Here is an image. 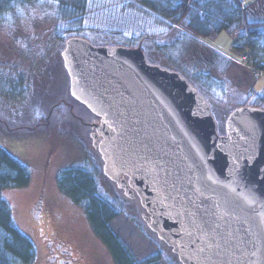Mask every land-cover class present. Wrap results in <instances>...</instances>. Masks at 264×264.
Returning a JSON list of instances; mask_svg holds the SVG:
<instances>
[{
	"label": "water",
	"instance_id": "1",
	"mask_svg": "<svg viewBox=\"0 0 264 264\" xmlns=\"http://www.w3.org/2000/svg\"><path fill=\"white\" fill-rule=\"evenodd\" d=\"M71 95L97 118L103 173L182 264H264V108L211 103L140 46L82 36L61 51Z\"/></svg>",
	"mask_w": 264,
	"mask_h": 264
},
{
	"label": "rangeland",
	"instance_id": "2",
	"mask_svg": "<svg viewBox=\"0 0 264 264\" xmlns=\"http://www.w3.org/2000/svg\"><path fill=\"white\" fill-rule=\"evenodd\" d=\"M242 1L247 6L253 0ZM94 3L87 11L85 27L97 43H118L115 41L123 38L116 32L121 30L125 34L132 32L138 42L147 43L151 39L158 44L155 38L162 37L159 43L167 48L164 42L172 40L176 32L170 33L179 28L167 25L161 17L142 8L138 0H94ZM48 13H53L52 16L56 13L54 5L42 1L0 21V143L19 156L25 153L32 175L28 186L6 189L3 196L16 223L36 246L33 264H46L44 238L54 234L71 248L78 264H115L106 245L94 234L83 208L59 189V171L74 165L90 170L99 192L121 211L112 226L135 256L142 259L161 252L163 261L171 264L174 252L146 224L139 198L126 197L106 177L99 150L93 146L90 126L75 117L81 114L90 121L93 116L75 101L63 99L66 93L71 95L60 55L64 42L60 45L54 32L46 28L38 30L36 26L40 23L43 27ZM198 42L199 57L192 58L187 53L188 64L191 72L194 70L193 76L207 77L202 86L196 85L211 103L218 129L223 132L233 109L252 104L248 99L250 92H264V75L254 74L243 61H237L232 50L233 38L227 31L205 41L219 52L216 61L203 63V53L215 52ZM254 56L263 60L264 48L254 49ZM37 69L39 78L33 80ZM36 88L40 93L35 96ZM59 96L65 104L52 106ZM41 196L44 209L40 221L30 208Z\"/></svg>",
	"mask_w": 264,
	"mask_h": 264
},
{
	"label": "trees",
	"instance_id": "3",
	"mask_svg": "<svg viewBox=\"0 0 264 264\" xmlns=\"http://www.w3.org/2000/svg\"><path fill=\"white\" fill-rule=\"evenodd\" d=\"M42 1L54 5L56 13L53 16V13H48L44 17L43 20L46 22L44 21L43 27L40 23L36 24L38 30L46 28L54 32V37L61 41L60 45L71 36L93 39L85 27V18L90 6L94 7V0H0V21L30 5H38ZM138 1L142 4V8L161 17L167 25L173 28L179 27L170 33L176 32L172 40L164 42L167 48L159 43L162 37L155 38L158 44L147 41L149 50L147 54L150 60L178 70L190 82H194L196 87L202 86L207 77L198 74L196 77L193 76L194 70L191 72L187 53L192 58L199 57V51L196 48L198 41L214 39L223 31H227L233 38L232 50L237 57L240 58L243 53L250 51L253 54L251 61L253 69L264 70V59L258 61L254 56V49L262 51L264 48L262 47L264 45V0H253L247 6L242 0ZM117 34H121L123 38L115 41L118 44L132 46L138 43L133 33L125 35L119 30ZM153 35L148 37L152 38ZM205 46L213 51L209 44ZM144 48L146 49L145 46ZM218 53L217 51L213 55L203 53V63L206 64V58L210 62L216 61L219 58ZM38 74L37 69L36 79L33 80L39 78ZM37 87L39 88L40 85ZM38 88L33 91L35 96L40 93ZM61 96L52 106L65 104L61 101ZM63 99L73 100L67 93ZM248 99L252 100L254 106L264 108V92L259 94L253 92ZM77 104L93 116L85 106ZM72 114L75 116L73 111ZM75 117H79L88 125L91 122L81 114ZM35 141L38 143L39 140ZM32 151L35 153L34 147ZM24 157L26 158L25 153L19 156L0 143V264H33L37 257L33 240L20 229L10 204L3 196V191L6 189L25 187L30 184L31 169L28 159ZM57 183L62 193L83 208L94 234L106 245L115 264H166L161 252L150 254L142 259L136 257L130 246L122 240L112 226V221L120 215L121 211L99 192L96 179L90 170L80 165L65 167L59 171ZM33 213L36 215L35 212ZM173 255L175 260H171V264H182L177 255Z\"/></svg>",
	"mask_w": 264,
	"mask_h": 264
},
{
	"label": "flooded vegetation",
	"instance_id": "4",
	"mask_svg": "<svg viewBox=\"0 0 264 264\" xmlns=\"http://www.w3.org/2000/svg\"><path fill=\"white\" fill-rule=\"evenodd\" d=\"M95 119L96 117H93L89 124L91 125ZM43 199V196L38 197L31 205V210L36 213L40 221L44 209ZM44 241L47 246L45 250L47 252L46 264H78V260L74 257L71 249L59 237L56 238L55 234L44 238Z\"/></svg>",
	"mask_w": 264,
	"mask_h": 264
}]
</instances>
